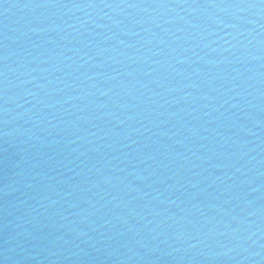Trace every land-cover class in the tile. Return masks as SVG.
<instances>
[{"label":"water","instance_id":"95a60500","mask_svg":"<svg viewBox=\"0 0 264 264\" xmlns=\"http://www.w3.org/2000/svg\"><path fill=\"white\" fill-rule=\"evenodd\" d=\"M0 264H264V0H0Z\"/></svg>","mask_w":264,"mask_h":264}]
</instances>
